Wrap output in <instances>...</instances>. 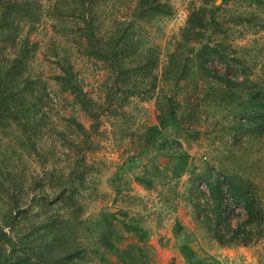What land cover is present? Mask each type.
<instances>
[{"label": "rangeland", "instance_id": "obj_1", "mask_svg": "<svg viewBox=\"0 0 264 264\" xmlns=\"http://www.w3.org/2000/svg\"><path fill=\"white\" fill-rule=\"evenodd\" d=\"M134 2L35 0L38 16L21 21L14 41V35L0 31V76L11 69L15 78L5 89L24 95L10 94L8 103L15 109L29 107L33 117L24 120L11 111L0 119V225L7 211H18L21 223L11 234L15 240L30 236L31 229L37 233L30 223L45 214L65 219L71 212L67 201L54 198L66 187L75 191L74 210L82 220L75 232L86 247L87 257L76 264H125L117 254L131 243L146 251L131 245L124 254L130 264H186L179 246L190 237L192 249L222 264H264V220L252 230L249 243L221 246L198 225L201 213L188 193L190 177L200 179L207 171L220 178L222 187L245 188L264 219V6L213 2L219 6V25L209 36L225 44L221 52L227 58L208 64L232 83L207 76L195 62L183 67L184 56L169 61L189 10L201 0H168L171 14L122 25L140 40L138 52H156L153 91L142 70L144 56H130L136 68L124 79L108 61L89 54L86 25L94 30L93 42L103 47L118 22L130 20ZM74 86L90 100L93 116L75 98ZM161 90L174 94L180 128L154 129L161 112L155 96ZM181 151L186 155L179 158ZM225 197L235 226L246 219V211ZM176 222L182 227L177 229ZM144 232L148 239L139 240ZM104 233L118 246L116 253L107 247ZM27 241L31 248L32 239Z\"/></svg>", "mask_w": 264, "mask_h": 264}, {"label": "trees", "instance_id": "obj_2", "mask_svg": "<svg viewBox=\"0 0 264 264\" xmlns=\"http://www.w3.org/2000/svg\"><path fill=\"white\" fill-rule=\"evenodd\" d=\"M134 6L131 10L130 20H122L118 23L117 27L114 28L111 33L112 36L108 39L105 46H101L100 43H94V30H91L88 25L85 33L90 39L89 54L99 56L110 63V67L117 74L121 75L124 79L128 78L129 71L136 68L132 65L133 59L130 56H144V62L142 71L144 75L147 74L148 82L150 83V89L153 91L156 89V77H151V69L155 67V55L156 52L152 48H146L143 51L137 50V44L139 41L134 40L131 35L127 33L125 27L122 25L129 23V25L136 24L139 21H148L156 15H169L172 12V7L168 0H134ZM216 0H201L202 5L192 7L186 18L184 26L180 30L179 40L175 42L173 50L168 54L169 61L174 63L178 57L184 56V66H187L189 62H195L199 69H202L207 76L212 77L219 82H230L231 80L217 74L209 66L208 61L213 58L218 61H225L227 58L221 52L222 48H226L225 44L221 40L210 39V31L214 27H218L219 22L216 19V11L219 6H216ZM227 1V0H222ZM248 4L255 6H264V0H246ZM214 2V3H213ZM82 12H85L82 8ZM90 16L91 11H87ZM38 14L35 12V0H0V31L8 33V37L14 35L11 40H15L16 34L20 29V23L22 20L28 19L34 21ZM91 19V18H90ZM250 21V18L237 17V21ZM86 21V20H85ZM126 22V23H125ZM121 26V27H120ZM134 26V25H132ZM209 36V37H208ZM227 49V48H226ZM120 56H123L121 58ZM231 60H235L233 56H230ZM129 60L126 62V60ZM13 60L16 59L14 58ZM14 62V63H15ZM11 63V66L14 64ZM25 66V65H24ZM23 66V67H24ZM173 66V65H172ZM18 72H16L17 74ZM63 77V76H60ZM15 78V73L9 69L3 76H0V119L4 112L11 115V111L17 112L23 115L24 120L33 119L30 118L29 107L23 104L19 105L18 108H12L8 103L10 94L16 96L18 94L19 99H24V95L16 91L13 93L11 89L6 88L7 84H10ZM182 79V78H181ZM236 85V82H235ZM239 85V84H238ZM73 92L75 98L81 104L82 108L93 116L94 108L90 105V100L81 94L80 89L74 86ZM152 95V94H151ZM257 93L254 95L256 96ZM155 101L158 109L161 111L158 116V124L154 127L155 130L160 131L161 129L168 126H175L180 128V116L177 112L178 102L174 96L158 93L155 96ZM261 99L264 100V93ZM261 99L253 100L257 104L263 105ZM185 156V152H179L178 157L182 158ZM174 157L175 154H174ZM177 159V158H176ZM178 174H176L177 176ZM141 181V180H139ZM142 182V181H141ZM189 195L193 202V207L196 211L201 213L197 219V223L200 226H205L208 237L216 241L221 246H230L234 244H247L251 241V233L254 228H259L263 219L262 209L256 204L251 194L238 185H232L231 183L227 186H223V182L219 177H212L207 174V171H203L200 175V179L193 178L189 179ZM201 184L204 185L205 190ZM71 189V190H70ZM64 187L62 190L57 192L54 198L55 202H66L65 207L71 211L67 217L62 220H57L53 215L45 214L43 218L35 223H30L32 228L37 231L34 233L31 229V235H24L20 238L13 240L12 233L16 227L21 223L20 213L15 210L6 212L2 217L3 227H7L9 231L4 230L0 225V264H76L79 260H83L85 257L84 247L75 232V224L81 222L78 220L74 210V206L77 203L75 199V191L72 188ZM226 195H229L231 200L240 204L246 211V219L238 222L235 226L229 219L228 205L226 201ZM73 208V209H72ZM7 214V216H6ZM101 218L104 222H107L108 216L105 213H101ZM84 222V220H83ZM23 222L22 226H26ZM177 229L182 227L178 222L175 223ZM179 225V227H178ZM148 234L145 232L138 234L139 240H147ZM193 237L194 235L191 234ZM185 236H189L186 234ZM27 238L32 239V247L29 245ZM105 242L109 241L107 247H109L115 253L118 250V246L113 244L108 237L107 233L103 234ZM192 237L183 241L179 246V251L182 257L185 259L186 264H222L221 261L214 255L206 252L198 253L192 249L188 243ZM7 245L8 249L4 247ZM134 247L139 248L140 252H145V247H140L136 243H131ZM131 245L126 247L124 251L128 252L132 250ZM21 250L20 252L18 250ZM29 251V252H28ZM123 252L117 254L118 259L125 264H130ZM144 256V254L142 255ZM141 258V257H136Z\"/></svg>", "mask_w": 264, "mask_h": 264}]
</instances>
